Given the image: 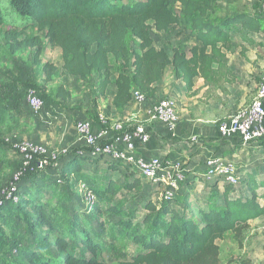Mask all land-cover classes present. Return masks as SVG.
Returning a JSON list of instances; mask_svg holds the SVG:
<instances>
[{
  "label": "trees",
  "instance_id": "1",
  "mask_svg": "<svg viewBox=\"0 0 264 264\" xmlns=\"http://www.w3.org/2000/svg\"><path fill=\"white\" fill-rule=\"evenodd\" d=\"M9 1L20 16L46 30L50 45L62 50L64 68L71 75L77 76L82 84L92 83L93 101L104 97L111 84L116 86L112 103L106 108L107 114H110L111 106L121 110L133 101V90L152 98L157 84L164 78L167 59L171 61L173 76L181 79L187 93H190L195 87L196 77L202 76L208 83L213 82L215 75L222 70L226 74L231 71L228 53L236 51L238 43L235 36L242 43L254 45L260 42L254 35L264 32V18L260 14L254 15L242 9L232 11L238 0ZM220 1L227 6L217 13L218 17L208 18L210 13L218 11L217 3ZM177 3L180 4L179 12L174 10ZM4 22L0 5V31ZM174 24L189 29L200 42L190 50V54L178 47H173L170 54L165 48L154 45L152 28L166 31ZM33 42L29 40L24 44ZM40 54L41 44L38 43L35 57ZM113 59L122 66L116 77H113ZM55 69L56 66L50 62L44 64L48 80L52 79ZM57 94L64 99L70 96L62 85ZM260 144L264 146V139ZM91 158L100 157L72 151L60 158V170L71 180V186L84 182L91 187L92 176L83 170V161ZM125 164L111 160L108 165L111 169H118ZM133 169L137 175L127 185L140 188L142 175ZM259 174L254 171L244 174L248 193H238L234 185L224 183L221 190L209 186L200 192L201 195L196 193L199 190L188 189L186 199L182 197L180 187L169 199L159 200V205L150 198L145 204L149 212L142 224H152L153 227L140 233L137 227L131 229L132 220L125 224L126 237L138 249L118 264H222L217 241L228 231L235 232L241 239L250 227V221L264 216V203L261 202L264 201V179L258 180ZM51 184L44 185L35 177L28 188L24 178L18 187L21 198L18 209L30 207L35 213L30 224L33 232L30 241L33 243L40 238L48 242L50 235H56L55 245L61 251V257L54 260L22 243L18 247L20 253L30 264H114L97 257L101 241L93 236L86 224L72 222L71 233L60 228L54 213L49 212L48 205L41 200L42 190ZM109 209L115 211L114 208ZM93 210L100 212L101 206L95 202ZM35 220L42 223L46 231L40 230ZM84 250L91 252L90 256H86Z\"/></svg>",
  "mask_w": 264,
  "mask_h": 264
},
{
  "label": "rangeland",
  "instance_id": "2",
  "mask_svg": "<svg viewBox=\"0 0 264 264\" xmlns=\"http://www.w3.org/2000/svg\"><path fill=\"white\" fill-rule=\"evenodd\" d=\"M238 1L232 6V11L242 9L254 15H259L260 8L264 4V0ZM0 5L5 17V22L0 31L1 188L10 183L14 172L21 164V157L14 150L12 140L31 136L33 123L27 121L31 119V116H27L31 110L26 107V93L29 87L37 90L51 112L53 108H59L62 111L72 109V111L76 110L87 114L91 118L97 117L98 121L100 114H107L105 100L109 95L106 94L97 101H93L92 83L82 84L77 76L71 75L64 68L62 50L59 47L50 45L46 37V30L32 20L20 16L11 6L9 0H0ZM225 6L227 5L224 1L218 2V11L210 13L208 18L218 17L217 13H220ZM174 10L176 12L180 11L179 3L176 4ZM151 31L154 45L157 48H165L170 54L173 47L186 50L190 54V50L194 46L200 45V42L191 35L189 29L176 24L171 25L166 31H158L155 28H152ZM255 37L262 40L258 44L251 45L242 43L240 38L235 36L234 40H236L238 46L236 53L230 56V59H234L235 62L239 60L244 62L245 60L251 69H256L257 63L264 58V32L255 34ZM29 40L34 42L30 43L31 45H25L24 43L29 42ZM38 43L41 44V54L36 58ZM242 48L244 51L240 52ZM242 53H244V56ZM46 62L56 66L51 80H48L44 70ZM112 62L114 64L113 77H116L122 66L120 62L114 59ZM240 64L243 65L241 62ZM214 66H217V64H214ZM171 70V61L167 59L162 81L170 80L173 76ZM240 75H235L232 71L226 74L222 70V73L215 75L213 82L208 83L204 77H196L195 87L190 93H187V96L189 98L193 97L199 105L218 98L222 99L224 95L232 93L230 91L231 87L237 81H240L241 84L247 83V76L245 78V75ZM248 75L250 81L253 80L257 83L254 100L257 96L258 84L260 81H264V78L257 71H252ZM61 85L70 92L67 99L57 94ZM109 90H111V86H109L108 92ZM176 99L179 101L180 98L176 97ZM81 151L85 153L87 148L79 147L77 152L82 153ZM262 153H264V148ZM262 157L264 158V154ZM60 160L58 168L47 165L44 167L45 170L38 168L28 172L24 176L26 186L30 188L35 177L42 181L44 185L51 182L50 187H45L42 190L41 200L43 204L48 205V211L54 213L55 220L60 228L64 232L71 233L70 226L72 222L77 221L78 224H86L93 236L101 241L102 247L96 252L99 259L108 260L114 264L127 260L131 253H135L138 246L132 244L129 241L130 239L126 237L125 224L132 220L133 227L131 229L137 227L140 233L151 229L152 224L146 226L142 224L143 218L149 212L145 204L151 198L153 202L159 205V200L163 199L161 190L145 179L142 180L140 188H130L127 184L137 174L133 168H128L126 164L121 165L118 169H111V165H108L111 160L101 158L85 159L83 170L92 176L90 189L93 190L95 195V202L101 206L100 212L95 210L89 212L86 210L87 206L85 205L83 191L79 186H71V180L62 174L60 170L62 159ZM253 169L258 174L259 172L264 173V160L263 166H260L259 163ZM239 172L244 173V171ZM263 173L262 175L259 174L258 180L264 179ZM58 178L62 179L61 183L57 181ZM242 181L241 185L235 187L238 193H248V184L244 179ZM202 183L204 184V182ZM199 190L196 191L197 194L203 191V189ZM261 202L264 203V201ZM19 205L10 202L0 205V264H30L20 253L18 247L21 243L34 248L43 256H50L54 260L59 259L61 251L55 245L56 235H50L48 242L40 238L33 243L30 241L33 234L30 224L35 213L30 207L19 210ZM109 208H114L115 211H111ZM35 222L40 230L46 231V227L42 226V223H38L37 220ZM217 242L220 246L222 264H264V216L251 220L250 227L244 231L241 239L235 232L228 231L224 238L219 239ZM84 254L90 256L91 252L84 250Z\"/></svg>",
  "mask_w": 264,
  "mask_h": 264
},
{
  "label": "crops",
  "instance_id": "3",
  "mask_svg": "<svg viewBox=\"0 0 264 264\" xmlns=\"http://www.w3.org/2000/svg\"><path fill=\"white\" fill-rule=\"evenodd\" d=\"M256 39L258 40L259 38ZM235 53H228L229 69L235 75H245V78L247 76V83L241 84L240 81H237L231 87L230 91L232 93L224 95L222 99L218 98L209 101V103L199 105L197 100L194 101L193 97L189 98L187 96L185 83L181 79H176L172 76L169 81L163 80L157 84L155 95L152 98H147L142 103L131 101L121 110H117L114 106H111V112L107 114L111 122L122 121L128 129L142 122L147 125L151 132V140L146 146L137 145L134 154L135 156L147 159L159 157L174 163L180 162L181 169L185 173V179L181 184V195L184 199L187 198L188 189L192 191L202 190L207 187L209 188V186L218 190L222 188L223 183L220 180L208 181L204 178L206 160L212 154H217L234 161L237 164L238 170L244 171V173L239 172L243 177L247 171H254L253 167L255 165L260 163V166H263L264 158L262 155L264 153H262V150L264 146L260 144V141L244 144L236 138L227 139L221 137L218 129V125L222 120L227 119L237 110L249 106L255 97L257 83L253 80L250 81L248 74L252 71H257L264 78V58L261 59V62L257 63L256 69H251L245 60L244 62L242 60L235 62L234 59H230V56ZM110 86L111 90L109 92L107 90L109 97L105 100L107 106L111 105L117 91L114 84ZM165 95L172 96L175 99L176 97L180 98L179 101L176 99L179 121L174 133L170 132L164 123L150 120L149 118L154 106ZM26 107L30 109L27 102ZM27 116H31V119L27 121L33 124L31 136L26 138L43 143L51 150L62 149L66 150L67 153L77 151L79 147H86V145L78 140L76 134L78 120H90L96 131L100 127L97 117L91 118L87 114L76 110L72 111V109L62 111L59 108H53L51 112L46 105L44 109L38 112L31 110ZM112 134L113 131L111 130L105 139H110ZM126 165L130 169L134 168L133 165Z\"/></svg>",
  "mask_w": 264,
  "mask_h": 264
},
{
  "label": "built area",
  "instance_id": "4",
  "mask_svg": "<svg viewBox=\"0 0 264 264\" xmlns=\"http://www.w3.org/2000/svg\"><path fill=\"white\" fill-rule=\"evenodd\" d=\"M259 14L264 18V4ZM132 97L133 101L141 103L147 100L146 95L139 90H133ZM26 102L35 112L45 108L44 100L33 87L27 89ZM149 118L164 123L168 130L174 133L179 121L176 99L168 95L163 96L150 112ZM99 122L98 131L88 119H80L76 124L78 140L86 145L90 156L106 157L133 165L143 179L161 190L165 199H169L180 189L185 179L180 162L174 163L159 157L147 159L135 156L134 150L137 145L146 146L151 140V132L145 123H138L128 129L122 121L111 122L107 114H100ZM218 129L221 137L236 138L244 144H252L264 139V81L259 82L257 96L252 103L222 120ZM111 130L113 134L110 139H105ZM12 141L14 150L21 157V164L14 172L10 183L0 188V205L9 202L18 204L21 199L18 187L24 176L34 169H44L47 165L58 168L60 157L68 154L66 150H51L45 144L29 138H16ZM204 178L208 181L217 179L223 184L234 186L241 185L244 179L234 161L217 154L207 158ZM57 181L61 183L62 179L58 178ZM79 187L83 191L86 210L90 212L95 203L93 190L84 182H81Z\"/></svg>",
  "mask_w": 264,
  "mask_h": 264
}]
</instances>
